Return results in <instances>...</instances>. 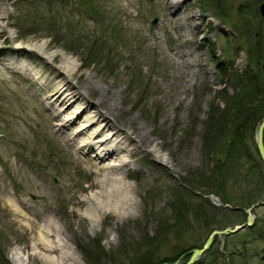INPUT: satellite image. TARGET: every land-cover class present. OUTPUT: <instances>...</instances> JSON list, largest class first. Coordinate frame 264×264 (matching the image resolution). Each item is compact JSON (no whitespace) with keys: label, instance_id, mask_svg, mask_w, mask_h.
Instances as JSON below:
<instances>
[{"label":"rangeland","instance_id":"rangeland-1","mask_svg":"<svg viewBox=\"0 0 264 264\" xmlns=\"http://www.w3.org/2000/svg\"><path fill=\"white\" fill-rule=\"evenodd\" d=\"M170 1L0 0V251L5 256L0 264H13L10 253L16 246L28 255V264H46L30 252L35 231L49 216L76 248L99 243L103 256L97 264H127L126 255L137 242L154 235L162 219L170 220L181 179L200 167L202 122L224 84L222 73L226 77L230 68L246 65L244 47L252 38L243 40L237 31L247 22L257 23L260 0H222L226 20L201 0L182 1L177 9ZM34 27L37 32H26ZM68 42L96 48L103 44L110 51L102 50L111 57L109 66L103 56L82 67L83 55L65 48ZM36 44L43 47L38 50ZM61 53L74 58L71 72L61 64ZM59 72L86 94V114H94L91 102L103 97L99 108H109L116 124L110 134L128 136L121 141L124 146L133 144L118 153L127 159L119 174L133 194L124 213L100 211L95 223L83 213L86 194L100 187L102 166L114 160L95 161L81 149L90 139L87 133L77 134L85 111L71 117L72 107L56 98V91L66 86ZM135 128L148 142L137 141ZM225 189L233 199H242L244 190L231 177ZM194 191L196 195H187L189 203L197 201L199 191ZM253 213L264 216V205ZM245 232H236V239ZM193 237L167 235L154 259L171 258L174 245L185 243L189 249ZM250 246V255L264 257V243ZM77 250L82 264H92Z\"/></svg>","mask_w":264,"mask_h":264},{"label":"trees","instance_id":"trees-1","mask_svg":"<svg viewBox=\"0 0 264 264\" xmlns=\"http://www.w3.org/2000/svg\"><path fill=\"white\" fill-rule=\"evenodd\" d=\"M201 1L211 7L219 17L230 19L222 7V0ZM256 22H247L242 30L237 31L243 40H246L244 37L246 35L252 38L244 47L245 67L242 70L230 68L226 77L225 71L222 73L221 81H227L232 91L227 90L224 81L209 102L200 132L202 156L200 167L195 172H188L183 176L181 179L183 184L178 186L180 195L172 203L170 220L162 219L154 235L147 237L146 242L143 237L137 242L136 248L126 255L127 264H156L169 258L170 256L154 259L159 245L167 235L176 239L194 236V242L190 244L189 249L186 250L185 243L172 247L173 255L169 259L173 261L183 254L182 260H185L189 250L200 246L212 228H223L244 220L245 213L242 208L264 196V168L254 144L255 129L264 112V17L260 16ZM17 24L18 29L23 26L21 22ZM50 29L57 30L52 26ZM37 31L38 29L34 27L26 32ZM66 43L63 44L65 48L83 55L82 67L107 56L102 53L103 44L96 48L91 45ZM104 52L110 53L109 50ZM110 59L111 57L107 56L106 66H109ZM192 114L193 110H190V115ZM230 177L240 192L244 190L239 194L242 198L240 201L233 199L225 189ZM189 187L194 189L191 190ZM194 190L199 191L197 201L189 203L187 195H196ZM245 192L246 198L242 197ZM211 193L218 197L220 204L213 203L205 196ZM225 203L229 206H225ZM243 231H246L244 235L249 234V238L242 235L241 239H236L238 233L223 235L220 239L215 237L207 251L194 264H226V260L228 264H264V257L250 255L251 243L255 241L264 243V216L255 218L254 223ZM77 247L92 264H97L103 256V248L99 243L95 247L87 244L86 246L77 244ZM0 257L5 259L4 252L0 251Z\"/></svg>","mask_w":264,"mask_h":264},{"label":"bare ground","instance_id":"bare-ground-1","mask_svg":"<svg viewBox=\"0 0 264 264\" xmlns=\"http://www.w3.org/2000/svg\"><path fill=\"white\" fill-rule=\"evenodd\" d=\"M182 1H186L185 3L188 4L191 3V0H171L170 5L177 9V6ZM34 46H36L38 50L43 47L42 44H36ZM61 55V64L64 65L66 71L71 72L74 70L76 66L74 58L66 55L65 53H61ZM3 63L7 64L11 68H14L12 64H9L11 61L8 63V61L4 60ZM63 75V72L57 73V76H60L64 80V84H66V86L64 87V84H62L64 88H61V91H56V98L62 97L61 101H65L67 106L72 107L71 117L73 116L74 118H78V115H80L82 111H85V115L83 116V121L81 123L82 126L79 128L77 134L82 135L87 133L89 134L90 139L88 142L81 143V149L86 151V153H89L95 161H101L106 157L114 160L111 164L102 166V170L104 172L100 178V187L98 190H91L88 194H86L87 203L83 209V213L91 223H95L100 221V211H102V213L104 211L124 213L125 209L133 204L131 185L127 179H123L119 174V168L126 164L127 159L118 155L119 151H126V147L131 143L129 142L124 146L121 141L122 139H125L126 141L128 136H121L120 138L114 133L110 134V128H115L116 124L111 120L112 111L109 108H106L105 110L99 108L102 102H104V98H100V102L99 100L92 101L91 104L94 106L95 112L94 114H86V104L84 106L82 105L85 103L86 94L80 91L77 85L71 84V81L68 78L69 76L67 77ZM63 80H59L58 82L61 83ZM87 87L89 89L91 88L89 84ZM55 116L58 115L56 114ZM100 117L102 124L96 125ZM61 124L63 125L65 122H61ZM107 128L109 131L104 134V131L107 130ZM118 129L120 128L117 127L115 131H118ZM132 132H135L134 134L138 138L137 141L142 140L144 143L148 142V139H143V133L139 130V128H135ZM130 146H133V144ZM86 160L90 163V165L94 166L90 159ZM247 206L243 208H246ZM253 212L254 210L252 211V214ZM35 232L30 253L36 254L46 264L83 263L77 248L74 246L70 238L62 232L61 228L50 216L38 226ZM10 258L13 264L29 263L28 255H24L21 248L18 246L11 250Z\"/></svg>","mask_w":264,"mask_h":264},{"label":"water","instance_id":"water-1","mask_svg":"<svg viewBox=\"0 0 264 264\" xmlns=\"http://www.w3.org/2000/svg\"><path fill=\"white\" fill-rule=\"evenodd\" d=\"M258 11L262 16H264V1L259 3ZM155 21L156 19L153 18L152 23H154ZM254 143H255L257 153L264 167V113L262 114L257 124L255 135H254ZM53 179L54 181H56L57 178L53 177ZM262 205H264V198L256 199L253 202H251L246 208H244V212L246 213V217L244 221L235 223L232 226H226L221 229H216V228L212 229L207 234L201 246L191 248L188 258L180 264H194V262L209 248L215 236L233 234L245 228L246 226H250L254 221V216L252 214V211L256 207L262 206ZM179 258L180 257H178L172 262H162L159 264H179V260H180Z\"/></svg>","mask_w":264,"mask_h":264}]
</instances>
